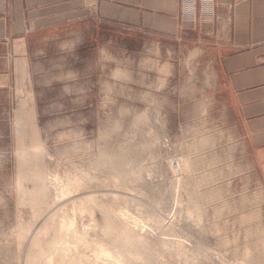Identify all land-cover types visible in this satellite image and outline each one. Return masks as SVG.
<instances>
[{
  "label": "rangeland",
  "instance_id": "1",
  "mask_svg": "<svg viewBox=\"0 0 264 264\" xmlns=\"http://www.w3.org/2000/svg\"><path fill=\"white\" fill-rule=\"evenodd\" d=\"M181 6L211 19L207 1ZM201 26L189 45L110 29L89 93L67 62L61 78L16 62L0 88V264H264V175Z\"/></svg>",
  "mask_w": 264,
  "mask_h": 264
},
{
  "label": "crops",
  "instance_id": "2",
  "mask_svg": "<svg viewBox=\"0 0 264 264\" xmlns=\"http://www.w3.org/2000/svg\"><path fill=\"white\" fill-rule=\"evenodd\" d=\"M206 1L211 19L199 14L188 21L181 0H0V88L8 86L18 61L23 76L27 70H52L61 78L71 67L75 91L83 93L85 85L89 93L94 63L116 55L110 29L122 39L189 45L195 25L199 31L206 25L208 35L199 32L197 43L213 46L220 88L228 93L264 175V0ZM117 47L118 54L125 53L126 45ZM167 68L162 63L159 69L166 73ZM115 73L125 77L122 70ZM101 87L109 88V81Z\"/></svg>",
  "mask_w": 264,
  "mask_h": 264
},
{
  "label": "built area",
  "instance_id": "3",
  "mask_svg": "<svg viewBox=\"0 0 264 264\" xmlns=\"http://www.w3.org/2000/svg\"><path fill=\"white\" fill-rule=\"evenodd\" d=\"M190 2V4H192L193 3V0H185V2ZM203 1H206V0H203Z\"/></svg>",
  "mask_w": 264,
  "mask_h": 264
},
{
  "label": "bare ground",
  "instance_id": "4",
  "mask_svg": "<svg viewBox=\"0 0 264 264\" xmlns=\"http://www.w3.org/2000/svg\"><path fill=\"white\" fill-rule=\"evenodd\" d=\"M192 10H193V7H192ZM110 163V162H109Z\"/></svg>",
  "mask_w": 264,
  "mask_h": 264
}]
</instances>
